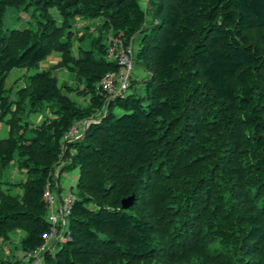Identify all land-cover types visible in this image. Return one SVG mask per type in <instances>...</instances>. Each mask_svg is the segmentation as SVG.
<instances>
[{"label": "trees", "instance_id": "trees-1", "mask_svg": "<svg viewBox=\"0 0 264 264\" xmlns=\"http://www.w3.org/2000/svg\"><path fill=\"white\" fill-rule=\"evenodd\" d=\"M147 12L150 23L140 0H0V240L40 246L42 193L63 162L77 170L69 239L42 264H264V0H148ZM76 17L100 20L99 35L86 43ZM109 32L137 41L150 77L105 102ZM54 52L73 86L39 70ZM12 70L23 86L6 84ZM90 119L62 155L63 135Z\"/></svg>", "mask_w": 264, "mask_h": 264}, {"label": "built area", "instance_id": "built-area-1", "mask_svg": "<svg viewBox=\"0 0 264 264\" xmlns=\"http://www.w3.org/2000/svg\"><path fill=\"white\" fill-rule=\"evenodd\" d=\"M107 53L106 58L114 61L118 70L108 72L103 75L99 85L104 95L105 102H109L115 97H123L127 94L134 68L133 47L131 44L126 45L121 33H108L107 36ZM90 121H82L72 125L63 135L62 155L66 148V143L75 141L82 136L84 128ZM81 126V127H80ZM63 162H60L53 171V182L48 180L45 184L42 200L46 205V219L49 223L48 231L42 235V243L32 251L24 252L17 259L19 264H42L45 253H52L57 245L65 243L69 239L67 233V218L70 214L71 206L75 200L73 187L77 180V171L73 180L71 189L66 190L64 187H58V175L66 172H60ZM61 184V183H59Z\"/></svg>", "mask_w": 264, "mask_h": 264}, {"label": "rangeland", "instance_id": "rangeland-1", "mask_svg": "<svg viewBox=\"0 0 264 264\" xmlns=\"http://www.w3.org/2000/svg\"><path fill=\"white\" fill-rule=\"evenodd\" d=\"M141 1V6L142 9L146 12L145 14V21L147 23H150L151 21V17L147 12L148 9V0H140ZM31 14V12H28L27 14L25 13H21L19 15L18 18H15L14 16L7 14L5 19H4V23H3V31H5L6 29H10V28H21L23 27V24H25L28 21V17ZM77 18V21L75 20ZM74 19L73 25L71 26V29H78L79 33H81L83 30V27H85V25H87L88 29L86 30L89 33V36L86 38V43H88L90 41V39L97 37L99 35V32L96 28V21H100L98 19H93V20H87L84 18H80V17H76ZM107 36L108 34H103L102 35V40L103 41H107ZM76 44V42H75ZM133 47V55L135 56V51L137 49V41L134 42V44H131ZM60 60V54L59 53H52L48 59H45L43 62L40 63L39 66V70H51L54 77L57 79V85L59 87H62L61 85L67 84L73 86L74 83V78L73 76L68 72V70L66 68H60V67H56V63ZM135 61V60H134ZM55 66V67H54ZM26 73L25 70H12L7 79H6V84L7 85H12L14 83H16L17 86H23V74ZM149 72L145 71L140 65L136 64V61L134 63V68H133V74H132V78H131V82L137 83L136 85H138V83H140L141 81L149 78ZM14 82V83H13ZM140 92L143 91V88L140 86ZM65 93V92H64ZM69 98L76 100V95L74 93L69 94ZM81 99V98H80ZM49 114V112H42L41 115L44 117L46 116V114ZM96 115H99L98 112L95 113ZM40 114H35V115H31L28 122H35L37 120V118H39L41 116ZM41 116V117H42ZM94 116V115H93ZM40 117V118H41ZM91 120V119H90ZM40 121V120H39ZM89 121V120H88ZM80 125H83L82 122H80ZM0 126L5 127L2 123H0ZM81 127V126H80ZM75 171L77 170H69L66 173H62L60 175H58V179H57V184L58 187L60 189V187H64L66 190L71 189V187L73 186V180H72V176L75 175ZM24 175L23 173H21L19 171L18 168H16L14 166V164L11 165L9 171H7L6 173V177L7 179H9V181H11L12 183L17 182L18 180L24 179ZM61 183V184H59ZM5 186V185H4ZM8 189H10L9 191L11 193H21V188L19 187H12V186H5ZM68 222V220H67ZM22 233L21 232H17V234H13L9 240H0V250L4 253L2 255V257L4 258H8L11 261H17V259L21 256L22 252L19 249L20 247H18V241H19V236H21ZM56 250L58 249V247L55 248ZM21 253V254H20Z\"/></svg>", "mask_w": 264, "mask_h": 264}, {"label": "water", "instance_id": "water-1", "mask_svg": "<svg viewBox=\"0 0 264 264\" xmlns=\"http://www.w3.org/2000/svg\"><path fill=\"white\" fill-rule=\"evenodd\" d=\"M84 135H85V128H84V130H83V132H82V137H83ZM133 199H134L133 195H131V196H129V197L123 199V200L121 201V208H122V209H127L128 207H130L131 204H132V202H133Z\"/></svg>", "mask_w": 264, "mask_h": 264}, {"label": "crops", "instance_id": "crops-1", "mask_svg": "<svg viewBox=\"0 0 264 264\" xmlns=\"http://www.w3.org/2000/svg\"><path fill=\"white\" fill-rule=\"evenodd\" d=\"M76 21H77V18L75 19ZM97 23H99V21H96V24ZM95 24V25H96ZM85 26H87V25H85ZM48 59V58H47ZM6 136V127H3V126H0V138H3V137H5ZM75 175H76V171H75ZM75 175H73L72 177L74 178V176ZM1 248V247H0ZM4 254L1 250H0V257H2V255ZM21 254V253H20Z\"/></svg>", "mask_w": 264, "mask_h": 264}]
</instances>
